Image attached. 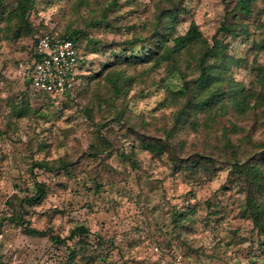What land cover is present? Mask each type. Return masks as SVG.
I'll use <instances>...</instances> for the list:
<instances>
[{
	"label": "rangeland",
	"instance_id": "obj_1",
	"mask_svg": "<svg viewBox=\"0 0 264 264\" xmlns=\"http://www.w3.org/2000/svg\"><path fill=\"white\" fill-rule=\"evenodd\" d=\"M109 1L37 0L32 11L39 32L79 28L101 41L95 50L82 40L87 75L101 76L82 79L71 98L53 101L31 88L27 79L34 37L6 39L0 23V264H63L66 246L55 245L49 234L64 238L78 225L90 229L83 253L102 255L90 261L82 257L80 264H247L252 257L262 264L264 236L243 216L245 193L226 166L221 165L212 180L198 183L171 171L168 151L150 153L139 142L142 137L168 142V149L181 159L208 153L219 159L224 126L237 127L232 138L236 144L243 142V149L251 148L247 134L264 141V108L255 114L229 110L209 129L201 114L197 130L185 126L168 138L165 130L173 126L184 99H169L167 90H179L184 80L177 70L170 72L166 62L112 64L115 55H123L118 47L133 33L93 26ZM159 1L121 0L110 17L122 29L150 21ZM227 1L228 8L224 0H186L188 13L179 17L175 33H186L194 20L211 40L222 21L231 19L228 11L235 1ZM263 22L264 0H256L251 15L240 19L241 32L229 39L230 54L241 59L231 65V74L247 86L254 80L251 68L264 64V46L258 47L264 45ZM111 64L134 77L120 99L112 97L105 80L109 70L104 66ZM186 71L194 75V68ZM99 134L112 148L93 156L90 145ZM61 158L73 162L70 175L35 166ZM35 181L44 182L46 197L26 206L22 214L31 227L49 231L45 236L28 235L7 219L18 205L17 197L34 193ZM67 243L73 247V241Z\"/></svg>",
	"mask_w": 264,
	"mask_h": 264
},
{
	"label": "trees",
	"instance_id": "obj_2",
	"mask_svg": "<svg viewBox=\"0 0 264 264\" xmlns=\"http://www.w3.org/2000/svg\"><path fill=\"white\" fill-rule=\"evenodd\" d=\"M185 1L161 0L156 6L152 20L126 25L122 29L119 25L114 24V20L110 17L115 8L122 6V2L121 0H110L102 9L100 18L93 23V26L104 25L122 33L124 31L133 33L131 38L125 39L121 43L122 47H118L123 51V55H115L117 60L112 64L135 67L151 62L155 64L166 62L170 67V72L177 70L182 76L184 80L182 88L167 90L169 99L173 101L184 99V104L174 114L173 126L165 130L168 138L177 134L179 129L185 126L197 130L200 126L199 115L201 114L203 117H207L206 124H209V129L214 126V121L218 116L228 113L229 110L240 114L252 111L255 114L264 108V64L251 68L254 80L250 86H247L243 81H237L230 71L231 65L240 63L241 59H236L230 54L229 39L241 32L240 19L251 15L256 0H234V6L228 11L231 19L226 18L222 21L211 40L204 36L194 20L190 22L186 33H175L179 17L188 13ZM224 2L228 8V1L224 0ZM36 5L37 0H0V23L5 38L19 40L24 37H34L31 50L32 62L34 46L38 37L46 33H53L39 32L32 23L31 14ZM261 26L264 28V22ZM58 34L63 38L73 40L80 52L83 74L80 76V82L65 95V97L71 98L77 88L82 86V79L95 80L101 76V73L93 76L87 75L86 56L81 49L82 40L87 39L95 46V50L101 41L90 39L79 28L67 29L64 33ZM136 46H141L137 53L134 51ZM263 46L258 45L259 48ZM112 64L104 66V70H109L105 80L112 92V97L120 99L133 86L134 77L128 74L126 69L112 68ZM191 68H194V75L189 77L186 70ZM162 82H165V79H162ZM27 83L39 96L53 101L61 98L35 90L32 87L30 75H28ZM104 100L106 101V99ZM236 130L235 125L223 127L224 142L216 151L219 153L217 156L219 159L214 157L215 153L196 154L193 157L181 159L168 149V142H158L155 139L152 141L144 137L140 138L139 145L142 149L154 154L168 151L173 163L171 171L176 174L184 173L198 183L212 180L216 171L222 168L220 166H226L225 168L229 169L230 175L234 176V180L242 186L245 193L243 216L251 220L254 229L260 236H264V141L256 142L250 134H247L245 140L250 143L251 148L243 149L241 146L243 142L236 144L232 138L233 132ZM111 148L110 140L100 134L90 145L93 156L105 153ZM133 162L135 161L133 160ZM72 164L73 162L61 158L56 161L42 160L35 166L49 172H64V174L70 175ZM34 187V193L31 196L16 198L18 205L13 215L7 219L23 227L24 232L28 235L45 236L49 231L31 227L22 214L26 206L38 205L46 197L44 182L35 181ZM96 187L98 188L99 185L97 184ZM9 202L11 204V201ZM89 234L90 229L87 226L78 225L71 229L64 238L52 233L49 236L55 245L66 246L67 254L63 264H80L79 260L86 256H89L87 261L96 258L102 259L101 254L90 256L83 253L88 246L87 236ZM68 241L74 242L73 247L67 243ZM260 244L264 259V241ZM251 261L259 263L257 257H252Z\"/></svg>",
	"mask_w": 264,
	"mask_h": 264
},
{
	"label": "built area",
	"instance_id": "obj_3",
	"mask_svg": "<svg viewBox=\"0 0 264 264\" xmlns=\"http://www.w3.org/2000/svg\"><path fill=\"white\" fill-rule=\"evenodd\" d=\"M32 64L29 73L32 87L57 97H63L74 89L83 74L77 45L58 33L38 37ZM247 264L257 263L248 261Z\"/></svg>",
	"mask_w": 264,
	"mask_h": 264
}]
</instances>
